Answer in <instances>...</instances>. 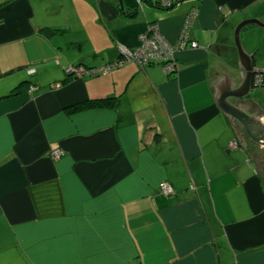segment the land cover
<instances>
[{
  "label": "crops",
  "instance_id": "obj_1",
  "mask_svg": "<svg viewBox=\"0 0 264 264\" xmlns=\"http://www.w3.org/2000/svg\"><path fill=\"white\" fill-rule=\"evenodd\" d=\"M194 7L198 47L174 74L129 61L67 79L152 22L176 42ZM263 16L264 0H0V264H264L261 143L235 118L244 147L212 87L239 63L238 24ZM256 87L245 103L264 110Z\"/></svg>",
  "mask_w": 264,
  "mask_h": 264
},
{
  "label": "built area",
  "instance_id": "obj_2",
  "mask_svg": "<svg viewBox=\"0 0 264 264\" xmlns=\"http://www.w3.org/2000/svg\"><path fill=\"white\" fill-rule=\"evenodd\" d=\"M139 3L142 1H149L155 6L168 9L188 0H137ZM198 15V9L194 7L190 14L186 17L184 26L180 36L176 42L169 41L162 33L160 25L157 22H152L148 25L147 29L140 35L139 46L134 49H125L122 51V56L114 62H110L101 66L87 67V66H71L67 69L68 74L75 76L85 75H100L108 74L113 69L122 67L129 61H136L140 64H159L167 74H174L177 71V54L180 50L188 47H198V43L191 40L190 30ZM254 85L262 86L264 88V67L256 68L254 72ZM53 87H60V83L52 85ZM32 91L36 89L35 86L30 88ZM231 148H237L238 143L232 141ZM64 152L61 149L52 151L54 158H60ZM160 192L164 195L174 194V187L168 182H163L159 188Z\"/></svg>",
  "mask_w": 264,
  "mask_h": 264
},
{
  "label": "water",
  "instance_id": "obj_3",
  "mask_svg": "<svg viewBox=\"0 0 264 264\" xmlns=\"http://www.w3.org/2000/svg\"><path fill=\"white\" fill-rule=\"evenodd\" d=\"M262 18L264 19V16ZM250 25H257L264 28V20L248 18L238 24L235 30V45L237 48L239 63L237 66L234 64H228L230 78L225 74V76L217 80L212 87L220 107L232 119L239 140L244 147L247 148L248 143L245 140V136H243L236 127L235 118H238L243 124H245L247 132L254 141L261 143L259 148L255 149L250 155H252V158L256 162L257 170L264 179V174L262 173L264 170V110L258 102L249 99L245 103L244 100L250 92L252 85H254L253 78L255 69L259 68L255 66V54L248 52L244 48L241 39L243 29ZM242 65L244 67V72H241ZM240 72L242 73V83L239 87L235 88L238 83L236 75ZM229 98H235L236 100L235 102H230ZM252 134L258 141L254 139Z\"/></svg>",
  "mask_w": 264,
  "mask_h": 264
},
{
  "label": "rangeland",
  "instance_id": "obj_4",
  "mask_svg": "<svg viewBox=\"0 0 264 264\" xmlns=\"http://www.w3.org/2000/svg\"><path fill=\"white\" fill-rule=\"evenodd\" d=\"M251 30H258L260 29L259 26L255 25L253 27H250ZM248 30L244 31V41L247 43V45L250 44L252 53L255 54L256 57V66L259 68L264 67V39L260 37L257 33H254L253 31ZM125 65V64H124ZM159 65V64H158ZM60 83V82H57ZM61 86V83H60ZM254 96L262 103L264 104V88L262 86H257L254 88Z\"/></svg>",
  "mask_w": 264,
  "mask_h": 264
},
{
  "label": "trees",
  "instance_id": "obj_5",
  "mask_svg": "<svg viewBox=\"0 0 264 264\" xmlns=\"http://www.w3.org/2000/svg\"><path fill=\"white\" fill-rule=\"evenodd\" d=\"M72 77H75V75L71 74V75H68L67 79H70ZM25 85H27V83H24V84H21L18 88H16L14 90V93H17L19 90H21ZM97 101V100H96Z\"/></svg>",
  "mask_w": 264,
  "mask_h": 264
},
{
  "label": "flooded vegetation",
  "instance_id": "obj_6",
  "mask_svg": "<svg viewBox=\"0 0 264 264\" xmlns=\"http://www.w3.org/2000/svg\"><path fill=\"white\" fill-rule=\"evenodd\" d=\"M262 173L264 174V170L262 171Z\"/></svg>",
  "mask_w": 264,
  "mask_h": 264
}]
</instances>
